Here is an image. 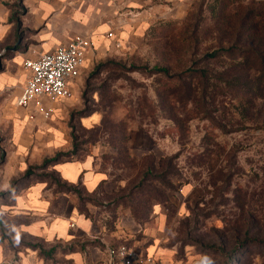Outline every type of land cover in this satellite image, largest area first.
Returning a JSON list of instances; mask_svg holds the SVG:
<instances>
[{
	"label": "rangeland",
	"instance_id": "374dc122",
	"mask_svg": "<svg viewBox=\"0 0 264 264\" xmlns=\"http://www.w3.org/2000/svg\"><path fill=\"white\" fill-rule=\"evenodd\" d=\"M154 3L147 30L134 33L133 44L115 40L94 56L72 95L54 103L48 121L60 122L69 140L24 176L58 187L66 183L56 162L96 157L100 169L125 183L116 195L98 193L103 205L113 211L121 204L143 223L154 201L164 203L156 244L167 264H264V0ZM138 127L167 156L147 178L149 160L127 153L129 132ZM7 135L0 117V155ZM166 167L193 187L166 183ZM0 217L2 235L10 236ZM12 242L38 246L35 264H74L70 251L81 245L20 235Z\"/></svg>",
	"mask_w": 264,
	"mask_h": 264
},
{
	"label": "crops",
	"instance_id": "0c3cea01",
	"mask_svg": "<svg viewBox=\"0 0 264 264\" xmlns=\"http://www.w3.org/2000/svg\"><path fill=\"white\" fill-rule=\"evenodd\" d=\"M154 1L0 0V59H4L0 67V117L9 129V135L2 139L5 147L0 155V213L5 215L11 234L3 236L0 225V264H35V257L40 261L37 249L15 247L12 241L18 235L49 243L81 242L79 248L70 251L74 264L104 262L106 248L123 242L130 245L138 262L154 256L162 264L168 263L167 254L156 244L166 224L164 203L154 201L143 223L121 204L113 211L103 205L95 198L100 197L98 193L116 195L125 183L100 169L96 157L53 165L62 183L82 186L90 195L85 203L76 193L59 190L56 183L24 176L29 165L53 155L68 142L69 135L60 122H49L41 115L31 118L30 109L16 104L29 76L24 67L26 59L52 51L77 34H91L94 48L86 59L87 66L94 56L117 45L115 40L120 46L133 44L134 33L147 30L155 15ZM110 32L114 33L111 37ZM127 153L137 162L149 160L153 171L167 157L143 127L130 130ZM164 177L166 183L181 191L193 187L181 174ZM155 183L156 187H167ZM165 194L171 197L167 189Z\"/></svg>",
	"mask_w": 264,
	"mask_h": 264
},
{
	"label": "built area",
	"instance_id": "2783aa9c",
	"mask_svg": "<svg viewBox=\"0 0 264 264\" xmlns=\"http://www.w3.org/2000/svg\"><path fill=\"white\" fill-rule=\"evenodd\" d=\"M108 36H113V32ZM93 48L91 34H77L71 41L57 46L52 51L26 59L24 67L29 76L16 104L30 109L31 118L41 115L48 119L53 104L72 95L73 88L86 69V59ZM106 255L103 264H162L154 256L138 262L126 242L107 247Z\"/></svg>",
	"mask_w": 264,
	"mask_h": 264
},
{
	"label": "trees",
	"instance_id": "16d2710c",
	"mask_svg": "<svg viewBox=\"0 0 264 264\" xmlns=\"http://www.w3.org/2000/svg\"><path fill=\"white\" fill-rule=\"evenodd\" d=\"M169 161V160H168ZM167 161V166L169 165ZM46 162H50V160H46ZM163 166V165H162ZM153 174V170L151 167H149L147 169V171L144 173L145 178H147L148 176ZM170 174H174L172 170L169 169V167H166L165 169H163V173L162 176H166V175H170ZM140 187V186H139ZM58 188L61 191H72L74 193H76L78 195V197L80 198L81 201H83V197L81 194V191L79 189H77V187H74L72 185H67V184H58ZM135 216H137V214L134 212ZM250 242H253L252 239H249ZM34 249L39 248L38 246L33 247ZM41 251V250H40Z\"/></svg>",
	"mask_w": 264,
	"mask_h": 264
}]
</instances>
